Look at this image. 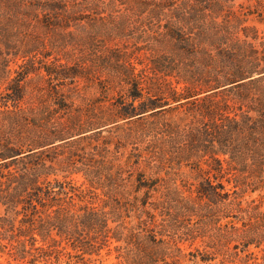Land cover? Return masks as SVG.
<instances>
[{"label": "trees", "instance_id": "1", "mask_svg": "<svg viewBox=\"0 0 264 264\" xmlns=\"http://www.w3.org/2000/svg\"><path fill=\"white\" fill-rule=\"evenodd\" d=\"M263 14L0 0V264H264Z\"/></svg>", "mask_w": 264, "mask_h": 264}, {"label": "rangeland", "instance_id": "2", "mask_svg": "<svg viewBox=\"0 0 264 264\" xmlns=\"http://www.w3.org/2000/svg\"><path fill=\"white\" fill-rule=\"evenodd\" d=\"M240 1H246V0H240ZM253 23L255 24V26L262 32H264V14L262 16V18L260 19H254ZM3 87V85L1 86V88ZM88 95H98V91H96L93 87L91 89H88L87 91ZM77 183H80L82 181V176L81 175H76L75 176ZM262 207L264 208V203L262 205ZM0 260L3 261L5 263V259L4 257H0ZM112 261H114V258L111 256L109 259H102V261L100 262L99 260H96L95 262L97 264H110Z\"/></svg>", "mask_w": 264, "mask_h": 264}]
</instances>
